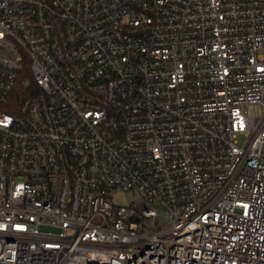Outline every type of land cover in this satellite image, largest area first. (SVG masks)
<instances>
[{"label":"built area","instance_id":"2783aa9c","mask_svg":"<svg viewBox=\"0 0 264 264\" xmlns=\"http://www.w3.org/2000/svg\"><path fill=\"white\" fill-rule=\"evenodd\" d=\"M0 264H264V0H0Z\"/></svg>","mask_w":264,"mask_h":264},{"label":"rangeland","instance_id":"374dc122","mask_svg":"<svg viewBox=\"0 0 264 264\" xmlns=\"http://www.w3.org/2000/svg\"><path fill=\"white\" fill-rule=\"evenodd\" d=\"M247 140L245 138H240L239 143L240 145H245ZM115 201L121 205L127 206L130 209L134 208V205L138 202H140V199L138 196L132 194V193H118L115 195ZM160 217L157 220V224L160 226L167 222V213L163 208H159ZM144 224L153 226L152 220H144Z\"/></svg>","mask_w":264,"mask_h":264}]
</instances>
